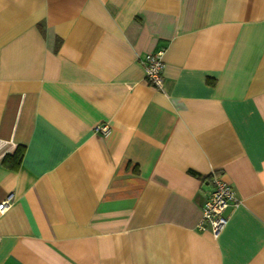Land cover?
<instances>
[{
	"label": "crops",
	"instance_id": "obj_1",
	"mask_svg": "<svg viewBox=\"0 0 264 264\" xmlns=\"http://www.w3.org/2000/svg\"><path fill=\"white\" fill-rule=\"evenodd\" d=\"M6 198L0 264H264V0H0Z\"/></svg>",
	"mask_w": 264,
	"mask_h": 264
},
{
	"label": "built area",
	"instance_id": "obj_2",
	"mask_svg": "<svg viewBox=\"0 0 264 264\" xmlns=\"http://www.w3.org/2000/svg\"><path fill=\"white\" fill-rule=\"evenodd\" d=\"M162 49L146 53L141 59L145 77L149 84L156 88H162L164 82V60ZM96 130L104 131L105 127L98 125ZM212 190L208 193L201 207V216L197 224L199 230H209L214 238H217L227 224L226 210L230 206L240 203L238 196L231 184L221 173L213 174L211 178ZM10 205V199L0 202V213Z\"/></svg>",
	"mask_w": 264,
	"mask_h": 264
},
{
	"label": "trees",
	"instance_id": "obj_3",
	"mask_svg": "<svg viewBox=\"0 0 264 264\" xmlns=\"http://www.w3.org/2000/svg\"><path fill=\"white\" fill-rule=\"evenodd\" d=\"M23 155V147L18 146L15 152L4 156L2 164L8 168L16 169L19 167Z\"/></svg>",
	"mask_w": 264,
	"mask_h": 264
}]
</instances>
